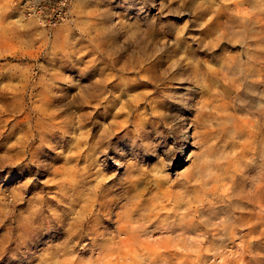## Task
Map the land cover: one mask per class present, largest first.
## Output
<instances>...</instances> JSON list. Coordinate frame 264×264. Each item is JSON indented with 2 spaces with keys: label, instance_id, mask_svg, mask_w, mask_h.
Segmentation results:
<instances>
[{
  "label": "rangeland",
  "instance_id": "374dc122",
  "mask_svg": "<svg viewBox=\"0 0 264 264\" xmlns=\"http://www.w3.org/2000/svg\"><path fill=\"white\" fill-rule=\"evenodd\" d=\"M43 1L54 0H0V264H220L225 217L244 223L264 201L255 101L264 93V0H67L61 19L28 16ZM113 94L184 114L194 125L185 147H158L161 130L138 125L137 112L117 129ZM112 126L118 138L105 149ZM224 177L222 194L215 182ZM106 193L118 204L96 220L93 241L86 221ZM126 210L150 230L141 237L148 251L101 250L110 243L101 233L121 238L115 213ZM254 250V264H264V230Z\"/></svg>",
  "mask_w": 264,
  "mask_h": 264
},
{
  "label": "bare ground",
  "instance_id": "6f19581e",
  "mask_svg": "<svg viewBox=\"0 0 264 264\" xmlns=\"http://www.w3.org/2000/svg\"><path fill=\"white\" fill-rule=\"evenodd\" d=\"M179 47L182 50V53L184 55H186L187 53L185 46H182L181 44L179 45ZM182 54V55H183ZM189 56L186 57L188 64L191 65V68H193V72L196 73H202L204 71L203 68H201V63L198 59V57L196 55L193 54H188ZM186 60V59H185ZM186 63V62H185ZM198 75V74H197ZM203 75V74H202ZM201 76V75H200ZM101 81L96 80L93 87L96 89L97 85L100 83ZM109 86V85H108ZM118 93V92H117ZM94 96V95H93ZM97 95H95L96 97ZM112 97L114 98V101H116V103H114L115 105V111L112 115L111 118L114 121L117 118H122V120L124 119L123 122L118 123L115 125V127L117 129H122L125 124L128 122V117L129 115H131L133 112H137L136 114V122L138 125L142 126L144 124L148 125V124H156V129L157 130H161L159 133V139L161 142L157 143V146H161L162 148V144H165L167 139H171L173 141V144L176 145L177 149H181L182 147H185L186 145V141L187 138L185 136V132L188 130L189 127L193 128V124L190 121L188 123V119L186 118V116L184 114H180V113H172V111L169 112H165L162 111L159 108V104H157L156 102L152 103L154 104L153 106L150 105V103L147 102H142L143 98L140 95H129L128 98L125 100V103H122L119 101V99L117 98L118 96H114V94L112 95ZM160 97H164L162 95H160ZM83 99H85L84 96H82ZM176 99V104L173 105L174 108L179 105V103L181 102V97L179 98H174ZM256 101V105L259 110H261V115H263L264 118V93L261 92L259 94V96L257 97ZM118 106V107H117ZM151 106V107H150ZM114 107V106H113ZM150 107V108H148ZM112 108V107H110ZM109 108V109H110ZM108 109V110H109ZM181 111H185V107L181 108ZM128 120H125V119ZM78 121H79V129H81V121L82 118L78 117ZM139 122V123H138ZM116 129V130H117ZM194 129V128H193ZM110 133L109 134H104L103 137H101V140L105 141V149L108 148L110 146V142L108 140V137H110V135H114V138H118V132H116V130L112 127L109 128ZM256 130V129H255ZM195 134V130L193 131V135ZM111 138V137H110ZM108 141V142H107ZM127 142V141H125ZM102 147H103V143ZM256 145V143H255ZM126 148H130L129 150L132 151V146L131 144H126L125 146ZM144 150V149H143ZM142 150V151H143ZM168 151V150H167ZM170 151V150H169ZM164 153V152H163ZM142 154V153H141ZM165 154V153H164ZM135 155V154H134ZM148 155V152H146L145 154H143V156ZM134 157V156H133ZM138 156H136L135 158H137ZM155 157V156H154ZM157 157V156H156ZM160 157V156H159ZM175 157V156H174ZM173 157V159H174ZM160 159V158H159ZM142 161V160H141ZM159 161V160H158ZM162 162V161H161ZM163 163V162H162ZM192 162H190L189 166L186 168L187 171L189 169H191ZM165 166V164H164ZM156 170V169H154ZM162 173V172H160ZM95 175H97L99 178L103 177L102 171L100 170H96L95 171ZM223 176V175H222ZM229 179L230 178H220L221 181H216L215 184H217L215 186V188L217 187V190L219 188V190H221V193L223 194L226 189H227V185L229 183ZM233 180V179H232ZM131 183H134L133 181ZM136 184V183H134ZM167 184V183H166ZM230 185V183H229ZM151 186L153 187V189L155 190V192H160L161 190V186L162 183L160 180H158L157 178L153 179L151 182ZM166 186V185H165ZM163 186V187H165ZM162 187V188H163ZM213 188V190L215 189ZM226 188V189H225ZM258 189V188H257ZM130 190V189H129ZM135 190V189H134ZM150 190V189H149ZM147 192H150V191ZM154 190H152L154 192ZM256 190V189H255ZM151 191V192H152ZM231 191V189H230ZM131 192V191H130ZM135 193V191H132ZM131 192V194H132ZM146 192V193H147ZM215 192V191H214ZM130 194V193H129ZM148 194V193H147ZM154 194V193H153ZM163 196L164 194L167 195L169 194V190L168 188L164 190V192L162 193ZM225 194V193H224ZM158 195V193H157ZM264 195V194H263ZM132 196V195H131ZM137 195L134 194V196L132 198H135ZM205 198H208L209 193L207 192L205 195ZM216 196V194H215ZM227 196V195H226ZM261 198V195H259ZM156 197V195H155ZM221 197V196H220ZM224 198V195L222 196ZM222 197L220 198V200L222 199ZM252 197V196H251ZM250 197V198H251ZM154 198V197H153ZM158 198V197H157ZM180 198V197H179ZM212 198V197H211ZM249 198V199H250ZM119 199V198H118ZM118 199L115 196H112L110 194H102L100 200H98L97 205L99 207V209L97 210V212L95 213H91L89 215L90 220L86 223L91 222L93 225H90V227L88 226V230H86L88 235H91L92 238L91 240H96V238L98 237V232L96 230H94V226L96 223V220L99 217H102L104 215H107L109 213V211H111L112 209V205H117V201ZM141 199V198H140ZM210 199V198H209ZM228 199V198H227ZM263 199V197H262ZM261 199V200H262ZM151 200V199H150ZM171 200V199H170ZM212 200V199H211ZM216 200V199H215ZM225 200V199H224ZM121 201V200H120ZM149 201V200H148ZM202 201V200H200ZM238 201V200H237ZM236 201V202H237ZM258 201V200H257ZM152 202V201H151ZM155 202V201H154ZM171 202V201H170ZM208 202V201H207ZM213 202V200L211 201ZM210 202V203H211ZM143 203V202H142ZM150 203V202H149ZM148 203V204H149ZM229 203V202H228ZM235 203V202H234ZM159 204V203H158ZM205 204V203H204ZM209 204V203H208ZM240 204V203H239ZM257 205H254L253 208H251L249 210V212L247 213V215L245 217L246 221H244V223H241V220H233L231 217H229L230 215L227 216V218L225 217V224L229 227H231L230 232L228 234H225V241H222L221 244V251L218 257H220V264H254L255 261V250H254V245L255 243L260 241L261 236L263 235V230H264V201H260V202H256ZM139 205V204H138ZM150 205V204H149ZM183 205V204H182ZM210 205V204H209ZM250 205V204H248ZM153 206V205H152ZM166 206V205H165ZM168 206V205H167ZM170 206V205H169ZM243 205L241 203V205H239V207L241 208ZM246 206V205H245ZM252 207V205H251ZM149 208V207H148ZM153 208V207H152ZM157 208V207H156ZM167 208V207H166ZM243 208V207H242ZM246 208V207H245ZM249 207L247 206V209ZM142 209V208H141ZM147 209V208H146ZM176 209V208H175ZM222 209V208H221ZM149 210V209H148ZM154 210V209H153ZM164 210V209H163ZM180 212L181 210L178 209ZM183 210V209H182ZM244 210V209H243ZM115 211V210H114ZM138 211V209L136 210ZM135 211V212H136ZM141 211V210H139ZM147 211V210H146ZM241 211V210H240ZM91 212V211H90ZM128 210L126 211H120L119 213H115V219L119 222V226L117 227L116 230V234H118V237H121L119 239H117V237H110L108 239H104V233H101V237H102V241H108L110 242L109 244H103L102 247L100 245H98V248L101 247V250H105V251H112L115 255H117L116 253L118 252L120 253H126V254H135V253H140V252H144V251H148V246L147 245L148 241L143 240L141 237H144L143 234L147 231V229H140L139 227H135L133 226L134 222H131L130 220V215L128 214ZM134 212V211H133ZM143 212V211H142ZM149 212V211H148ZM112 213V212H111ZM137 213V212H136ZM113 214V213H112ZM181 214V213H180ZM178 214V215H180ZM241 214V213H240ZM136 215V214H134ZM132 214V216H134ZM138 216V215H137ZM144 216V215H143ZM153 216V215H152ZM160 216V215H159ZM162 216V215H161ZM176 216V214H175ZM244 216V215H243ZM94 217V218H92ZM92 218V220H91ZM134 218V217H133ZM152 218V217H151ZM168 218V217H167ZM173 218V217H172ZM178 218V217H177ZM234 218V217H233ZM88 220V219H87ZM139 220H144L143 219H139ZM138 220V221H139ZM178 220V219H177ZM148 222V221H147ZM156 222V220H155ZM169 222V221H167ZM116 223V222H115ZM153 223V222H152ZM160 223V222H159ZM164 223V222H162ZM161 223V225H162ZM136 224V223H135ZM157 224V223H156ZM170 224V223H169ZM83 225L82 222L78 223V227H81ZM158 225V224H157ZM173 225V224H172ZM151 226V225H149ZM154 226V224L152 225ZM156 226V225H155ZM224 226V225H223ZM164 227V225H163ZM168 227V225H166V228ZM144 228V227H143ZM157 229V228H156ZM168 229V228H167ZM150 233V230H148ZM147 231V232H148ZM158 231V230H157ZM173 231V230H172ZM168 232V230H167ZM148 233V234H149ZM153 233V232H152ZM166 233V232H165ZM146 234V233H145ZM112 235V234H110ZM150 235V234H149ZM147 236V235H146ZM150 238V237H149ZM189 239V238H188ZM223 240V239H222ZM164 242V241H163ZM219 242V241H218ZM227 243V244H225ZM91 245V244H90ZM169 244H167L168 246ZM90 247V246H89ZM188 248V247H187ZM168 247L164 246V245H159L156 249H154V251H168ZM68 250V249H67ZM97 250V249H96ZM99 250V249H98ZM217 250V249H216ZM215 251V250H214ZM170 253V252H169ZM118 254V255H119ZM117 255V256H118ZM121 256V255H120ZM114 257V256H112ZM111 257V258H112ZM117 258V257H116ZM117 260V259H116ZM126 261V260H125ZM160 261V260H159ZM52 262V261H51ZM147 262V261H146ZM104 263V262H103ZM52 264H56V263H52ZM116 264V263H115ZM151 264V263H150Z\"/></svg>",
  "mask_w": 264,
  "mask_h": 264
},
{
  "label": "built area",
  "instance_id": "2783aa9c",
  "mask_svg": "<svg viewBox=\"0 0 264 264\" xmlns=\"http://www.w3.org/2000/svg\"><path fill=\"white\" fill-rule=\"evenodd\" d=\"M67 0H54L53 2H35L29 4L26 9L28 16H35L41 18L44 16L48 20L52 15H55L57 19H61L64 15V7Z\"/></svg>",
  "mask_w": 264,
  "mask_h": 264
}]
</instances>
